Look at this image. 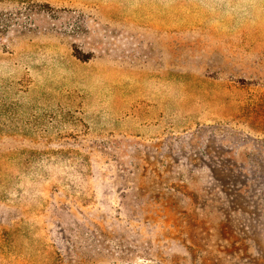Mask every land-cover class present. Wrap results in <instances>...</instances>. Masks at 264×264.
Wrapping results in <instances>:
<instances>
[{"label": "rangeland", "instance_id": "obj_1", "mask_svg": "<svg viewBox=\"0 0 264 264\" xmlns=\"http://www.w3.org/2000/svg\"><path fill=\"white\" fill-rule=\"evenodd\" d=\"M0 264H264V0H0Z\"/></svg>", "mask_w": 264, "mask_h": 264}]
</instances>
